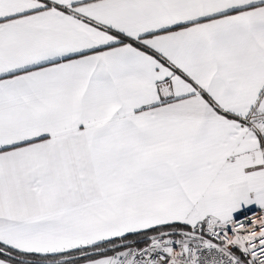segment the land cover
I'll return each mask as SVG.
<instances>
[{"label":"snow or ice","instance_id":"obj_1","mask_svg":"<svg viewBox=\"0 0 264 264\" xmlns=\"http://www.w3.org/2000/svg\"><path fill=\"white\" fill-rule=\"evenodd\" d=\"M0 264H264V0H0Z\"/></svg>","mask_w":264,"mask_h":264}]
</instances>
